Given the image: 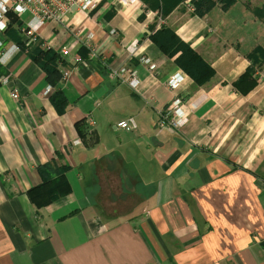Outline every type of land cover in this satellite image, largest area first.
Returning <instances> with one entry per match:
<instances>
[{
    "label": "crops",
    "instance_id": "0c3cea01",
    "mask_svg": "<svg viewBox=\"0 0 264 264\" xmlns=\"http://www.w3.org/2000/svg\"><path fill=\"white\" fill-rule=\"evenodd\" d=\"M159 25L213 67L207 82L151 41ZM38 37L66 50L57 87L69 105L57 113L43 71L1 33L0 264H264V63L249 92L233 86L250 63L243 52L264 46V0L216 2L202 17L183 0L164 19L141 0H98ZM176 98L186 123L160 128ZM128 117L134 130L117 127ZM82 118L97 143L82 142ZM49 162L70 166L71 191L37 208L27 191Z\"/></svg>",
    "mask_w": 264,
    "mask_h": 264
},
{
    "label": "trees",
    "instance_id": "16d2710c",
    "mask_svg": "<svg viewBox=\"0 0 264 264\" xmlns=\"http://www.w3.org/2000/svg\"><path fill=\"white\" fill-rule=\"evenodd\" d=\"M147 8L157 10L164 19L183 0H141ZM229 0H191L193 12L202 17L207 14L216 2L227 5ZM112 12H107L105 16L109 18ZM7 28L4 31L6 41H12L20 50L24 51L29 59L36 63L44 73V80L48 85L56 87L49 95V101L57 111L62 114L66 111L69 102L58 83L64 80V71L68 69L64 54L47 46L39 37H28L22 35L20 27L21 21L17 17L8 13ZM142 18V15L141 17ZM152 27V26H151ZM151 41L167 57L174 58V63L180 67L197 84L202 85L213 75V67L207 63L201 55L188 43L181 40L175 32L165 26L159 25L152 28L149 34ZM85 47H80L78 54L85 57ZM243 55L250 61L246 69L233 82L234 88L242 94H246L253 89L257 83L256 71L262 69L264 63V46H255L251 50L243 52ZM102 74L107 75L108 71L103 67ZM7 71L0 64V80L7 77ZM75 128L82 142L97 143V134L90 129L85 122V118L75 122ZM235 167V166H233ZM45 176L42 181L28 189L27 194L37 208L44 207L57 198H60L71 191L67 172L70 166L66 163L56 165L55 163L43 164ZM42 173V169L39 167Z\"/></svg>",
    "mask_w": 264,
    "mask_h": 264
},
{
    "label": "built area",
    "instance_id": "2783aa9c",
    "mask_svg": "<svg viewBox=\"0 0 264 264\" xmlns=\"http://www.w3.org/2000/svg\"><path fill=\"white\" fill-rule=\"evenodd\" d=\"M98 0H0V34L4 33L7 28L8 23V13L14 14L18 20L21 21V33L26 38L28 37H38L40 28L46 26L47 24H62L66 22L67 14L75 9L89 11L93 9ZM122 3H132L136 0H119ZM188 6L193 9L191 0H185ZM1 46V40H0ZM13 51L19 50L16 44L11 45ZM62 54L66 53V50H62ZM1 58V57H0ZM0 63H5V59H0ZM125 67H121L116 71L112 72V76H121L125 72ZM68 75V71H64V79ZM166 80V84L169 87H176L183 80L184 73H177ZM177 77V79L175 78ZM132 88L136 87L137 79H135L133 74H129L124 80ZM8 83V78H2L0 80L1 85ZM53 91V86L47 85L44 94L48 96ZM11 97L14 99L19 98V94L16 89L11 91ZM181 104L180 99L176 98L172 101L170 109L168 112L162 114L158 120V126L160 128L170 127L176 128L181 127L186 123V119L183 116V111L179 106ZM117 127L121 129L134 130L137 126L134 118L128 117L117 122ZM80 140H75L74 144H79Z\"/></svg>",
    "mask_w": 264,
    "mask_h": 264
},
{
    "label": "rangeland",
    "instance_id": "374dc122",
    "mask_svg": "<svg viewBox=\"0 0 264 264\" xmlns=\"http://www.w3.org/2000/svg\"><path fill=\"white\" fill-rule=\"evenodd\" d=\"M172 103V102H171ZM171 106V105H170ZM180 107H181V104L179 105ZM128 204H129V207H132V206H134V204H137V201H135V200H131L130 202H128ZM120 207V206H119ZM118 207V208H119ZM117 208V209H118ZM130 211V210H129ZM128 211L126 210V209H124V210H122L120 213H127ZM119 213V212H118ZM132 213H134V212H132Z\"/></svg>",
    "mask_w": 264,
    "mask_h": 264
},
{
    "label": "snow or ice",
    "instance_id": "6c2138e0",
    "mask_svg": "<svg viewBox=\"0 0 264 264\" xmlns=\"http://www.w3.org/2000/svg\"><path fill=\"white\" fill-rule=\"evenodd\" d=\"M0 27H2V25H0Z\"/></svg>",
    "mask_w": 264,
    "mask_h": 264
}]
</instances>
